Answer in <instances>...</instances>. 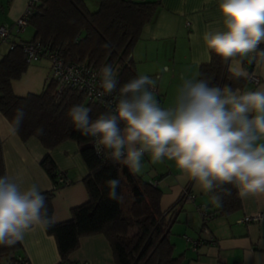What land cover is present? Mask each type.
I'll use <instances>...</instances> for the list:
<instances>
[{
    "label": "trees",
    "instance_id": "obj_1",
    "mask_svg": "<svg viewBox=\"0 0 264 264\" xmlns=\"http://www.w3.org/2000/svg\"><path fill=\"white\" fill-rule=\"evenodd\" d=\"M98 2L96 10L91 11L84 0H40L28 20L27 26L33 32L27 41H38L51 50H58L69 61L86 62L96 67L110 64L121 85L138 76L131 53L143 27L152 20L160 2ZM253 57L251 62L240 57L226 61L210 51L209 62L200 65L197 80L205 79L210 85L221 87L244 88L247 76H238L228 71L227 66L232 59L243 60L248 66L249 63L258 62L261 56L254 53ZM28 64L18 41L0 58V113L14 129L15 111L23 108V122L19 130L15 131L23 141L34 137L50 150L64 141H75L88 169L83 178L87 201L73 207L68 220L44 227L56 241L59 264H73L69 254L79 246V239L93 234L106 237L116 264H182L183 256L174 254V244L169 236L172 217L166 218V214L174 210L180 199L170 211H163L160 207L162 192L158 187L141 175L133 174L127 165L109 159L106 153L99 155L94 138L76 130L66 115L72 106L83 105L91 109L89 115L95 119L111 111L108 107L88 102L74 89H67L55 99L56 84L48 78L41 92L17 95L12 82L23 75ZM40 128L43 134L37 131ZM40 165L53 183L51 189L42 191L47 198L49 216L53 220L52 198L55 190L64 184L58 182L56 164L50 155H46ZM5 175L0 140V176ZM114 178L120 181L117 193L123 196V202L109 198L110 189L106 182ZM225 187L232 194L226 195L217 190L216 194L222 200L217 203L213 213L218 217L227 216L241 208L237 189L231 185ZM207 213L213 215L212 211L207 210ZM0 264H30L22 253L21 242L12 246L0 245Z\"/></svg>",
    "mask_w": 264,
    "mask_h": 264
},
{
    "label": "clouds",
    "instance_id": "obj_2",
    "mask_svg": "<svg viewBox=\"0 0 264 264\" xmlns=\"http://www.w3.org/2000/svg\"><path fill=\"white\" fill-rule=\"evenodd\" d=\"M218 10L222 27L204 33L207 49L226 61L240 57L251 62L252 53L264 57V0H219ZM99 75L100 96L118 90L115 108L95 119L83 105L66 113L76 130L95 139L98 154L106 153L133 174L141 173L145 154L154 164L173 161L178 179L190 180L217 203L222 200L217 190L232 194L226 185L241 198L264 193V89L242 91L182 77L174 106L165 109L154 98L156 79L138 75L117 89L112 65L101 66ZM73 76L79 73L70 69L65 80ZM24 116L23 108H17L15 131ZM37 131L43 134L42 128ZM106 183L109 198L123 202L117 193L120 181ZM46 199L35 185L22 189L9 176H0V245L22 242L36 226H51Z\"/></svg>",
    "mask_w": 264,
    "mask_h": 264
},
{
    "label": "crops",
    "instance_id": "obj_3",
    "mask_svg": "<svg viewBox=\"0 0 264 264\" xmlns=\"http://www.w3.org/2000/svg\"><path fill=\"white\" fill-rule=\"evenodd\" d=\"M27 1L0 0V25L12 26L25 10ZM84 1L89 9L91 6L97 8L99 4L98 0ZM159 2L152 20L143 27L131 57L138 75L157 80L154 98L162 108L167 109L174 106L178 88L183 83L181 78L197 80L200 65L209 62L210 50L203 41V35L206 31L222 27V17L218 10L219 0ZM30 39H22L15 29L9 37V41L18 42ZM227 68L236 74L245 73L242 76H247L251 70L259 77L257 84L247 79L242 91L264 89V57H260L251 69L239 59L230 60ZM0 140L5 174L22 189L35 185L42 192L53 187L40 165L46 155L54 160L58 175L63 174L69 179V183L55 190L52 198L54 222L68 220L71 209L87 201L83 178L88 169L75 141H64L51 150L34 137L23 141L1 113ZM260 142L264 143V139ZM142 164L139 175L147 181H156V187L162 192L160 207L163 211H170L180 199L166 218L172 217L169 236L174 244V254L183 256L182 264H264V193L240 197L239 210L218 217L213 213L217 202L212 200L211 194L205 193L190 180L178 179L181 173L173 161L165 159L154 164L145 154ZM184 191L193 194V200L181 199ZM200 204L213 214L204 225L197 208ZM245 216H257V219L248 223L238 222ZM203 227L208 229V234L202 232ZM185 236L199 240L200 244L192 247ZM21 245L22 253L30 264H59L56 241L43 226H36L26 233ZM69 260L73 264H116L103 234L81 237L79 246L69 254Z\"/></svg>",
    "mask_w": 264,
    "mask_h": 264
},
{
    "label": "built area",
    "instance_id": "obj_4",
    "mask_svg": "<svg viewBox=\"0 0 264 264\" xmlns=\"http://www.w3.org/2000/svg\"><path fill=\"white\" fill-rule=\"evenodd\" d=\"M39 2L40 0H28L25 10L14 21L12 26L0 25V42H7L10 49L14 47L15 41H9L12 30L15 29L16 32H20L21 30H24L26 28L28 20L30 16L36 11ZM18 43L22 47L23 56L26 62L30 63L39 60L40 58H46L47 60H49L50 75L48 76V79L54 81L56 84L54 91L55 99L61 97L67 89H74L78 93L82 94L88 102L100 103L103 106L108 107L111 111L115 108V104L119 99L118 90L111 95H99V93L102 91L100 87L101 77L99 75V69L101 66L96 67L89 65L86 62L69 61L63 56L60 51L51 50L48 47L41 45L38 41H20ZM250 55L253 57L254 53ZM254 64L249 63L247 67L251 69ZM70 69L78 72L79 76H73L71 79L65 80V77L69 75ZM247 78L248 81L253 84H257L259 82V77L251 70L248 71ZM116 79L118 80L117 76ZM119 86L120 84L118 80L117 89H119ZM155 92H157V87ZM109 102L111 103L109 104ZM99 155H103V152ZM58 182L61 184H67L69 183V179L61 174L58 176ZM149 182L152 185L156 186V181L149 180ZM183 197L186 198V200H193L194 195L184 191L181 199ZM197 208L199 214L203 219L204 225L209 218V214L207 213L205 205L200 204ZM254 219H257V216H245L239 219L238 222L248 223ZM202 232L207 234L209 233L206 227H203ZM185 239L194 248H196L200 244L199 240L192 239L191 237L185 236ZM209 240L212 241L211 237Z\"/></svg>",
    "mask_w": 264,
    "mask_h": 264
},
{
    "label": "rangeland",
    "instance_id": "obj_5",
    "mask_svg": "<svg viewBox=\"0 0 264 264\" xmlns=\"http://www.w3.org/2000/svg\"><path fill=\"white\" fill-rule=\"evenodd\" d=\"M91 11L96 10L93 6ZM32 28L26 26L24 30L17 32L22 39H29L32 36ZM9 49L7 42H0V58ZM50 75V62L46 58L30 62L23 75L13 81V89L17 95H25L29 92L39 93L43 90L47 77Z\"/></svg>",
    "mask_w": 264,
    "mask_h": 264
}]
</instances>
